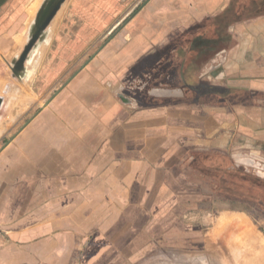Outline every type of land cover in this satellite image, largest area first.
I'll return each instance as SVG.
<instances>
[{"label":"crops","instance_id":"0c3cea01","mask_svg":"<svg viewBox=\"0 0 264 264\" xmlns=\"http://www.w3.org/2000/svg\"><path fill=\"white\" fill-rule=\"evenodd\" d=\"M198 152L264 168V0H0V264L144 259Z\"/></svg>","mask_w":264,"mask_h":264},{"label":"rangeland","instance_id":"374dc122","mask_svg":"<svg viewBox=\"0 0 264 264\" xmlns=\"http://www.w3.org/2000/svg\"><path fill=\"white\" fill-rule=\"evenodd\" d=\"M206 157L198 152V160L182 168L187 179H181L172 201L165 202L157 234L162 247L133 264H264V168L248 166L242 175L225 170L224 165L236 163L228 156L213 152ZM233 225L241 229L230 236Z\"/></svg>","mask_w":264,"mask_h":264},{"label":"trees","instance_id":"16d2710c","mask_svg":"<svg viewBox=\"0 0 264 264\" xmlns=\"http://www.w3.org/2000/svg\"><path fill=\"white\" fill-rule=\"evenodd\" d=\"M228 171H233L234 173L237 171L239 172V174H242V175H247L248 171L246 170H241L239 167L235 166V165H230V167L228 168ZM252 177H257L255 176L254 173H252ZM258 178V177H257ZM259 179V178H258Z\"/></svg>","mask_w":264,"mask_h":264},{"label":"bare ground","instance_id":"6f19581e","mask_svg":"<svg viewBox=\"0 0 264 264\" xmlns=\"http://www.w3.org/2000/svg\"><path fill=\"white\" fill-rule=\"evenodd\" d=\"M35 8H36V3H34V4H32V5L30 4V6L28 7V11L31 12V11H33V9H35ZM27 48H28V46L26 47V49H27ZM26 49H25V50H26ZM231 234H232V233H231Z\"/></svg>","mask_w":264,"mask_h":264},{"label":"water","instance_id":"95a60500","mask_svg":"<svg viewBox=\"0 0 264 264\" xmlns=\"http://www.w3.org/2000/svg\"><path fill=\"white\" fill-rule=\"evenodd\" d=\"M44 22H46V21H44ZM27 49H28V48H27ZM27 49H26V50H27Z\"/></svg>","mask_w":264,"mask_h":264}]
</instances>
